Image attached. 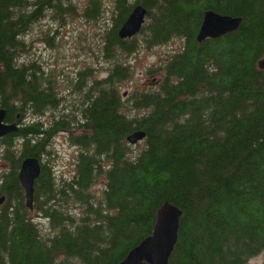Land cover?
Masks as SVG:
<instances>
[{"label": "trees", "instance_id": "obj_1", "mask_svg": "<svg viewBox=\"0 0 264 264\" xmlns=\"http://www.w3.org/2000/svg\"><path fill=\"white\" fill-rule=\"evenodd\" d=\"M65 1L0 0V107L8 123L41 116L60 100L53 74L24 55V35L43 11L62 19L72 7ZM112 1L117 16L103 47L111 66L92 83L84 125L26 121L0 139L9 164L0 177L8 198L0 210V264H117L151 234L166 201L182 211L167 264H249L264 253V69L256 66L264 57V0ZM88 3L92 19L100 0ZM136 3L147 9L146 21L137 35L120 39L117 29ZM208 9L240 17L238 28L197 42ZM139 37L146 47L170 39L183 45L148 69L153 87L124 96L118 84L132 73L128 57ZM137 129L145 138L128 144ZM63 130L78 147L75 172L58 177L42 161L30 210L20 162L41 159ZM100 176L105 185L95 197Z\"/></svg>", "mask_w": 264, "mask_h": 264}, {"label": "rangeland", "instance_id": "obj_2", "mask_svg": "<svg viewBox=\"0 0 264 264\" xmlns=\"http://www.w3.org/2000/svg\"><path fill=\"white\" fill-rule=\"evenodd\" d=\"M63 3L64 6L71 4L72 7L62 19H59L51 9L43 11V14L39 13L38 20L24 35L28 45L24 55L41 63V67L47 73L53 74L56 91L60 93L59 97L62 99L60 101L72 105L78 102V94H73L71 91L82 85L83 91L88 90L93 97L92 83L95 80H102L107 75L111 64L103 56V47L105 35L114 26L117 15L112 0H100V10L92 19L85 17L89 7L88 0H66ZM46 33H49V36H46ZM182 45L183 40L170 39L164 44L146 47L139 37L135 52L128 57V61L133 66L132 73L119 82V90L132 93L135 90L153 87L155 83L151 80L152 76H148V69L179 51ZM87 69L90 70L89 73L82 76L80 72ZM89 100L90 98L87 99L88 103ZM33 120L48 124L51 114L46 113L40 117L26 119V121ZM70 144L67 133L59 132L51 139L46 152L41 157L43 162L51 165L53 173L58 177L70 178L75 172L77 149ZM2 148L0 144V177L9 167L8 162L2 159ZM104 181V176L98 177L91 188L95 197L101 195ZM1 195H5V199L0 204V210L8 201L6 194L0 193ZM30 217L44 232L51 231L49 221L40 214L33 212ZM248 263L264 264V253L251 257Z\"/></svg>", "mask_w": 264, "mask_h": 264}, {"label": "water", "instance_id": "obj_3", "mask_svg": "<svg viewBox=\"0 0 264 264\" xmlns=\"http://www.w3.org/2000/svg\"><path fill=\"white\" fill-rule=\"evenodd\" d=\"M146 16L147 9L142 4H134L127 17L117 29V36L120 39H126L138 34L145 22ZM240 21V17L220 14L208 9L203 14L196 34V41L201 42L206 38H218L235 31ZM256 66L259 69H264V57L256 61ZM123 95H126V92ZM5 115L6 110L0 108V138L16 132L19 129L16 122H4ZM145 136V131L140 129L133 130L127 134L126 141L130 145H136ZM40 163L41 160L38 157H26L21 160L18 168V181L24 191L25 205L29 209L33 208V185L41 172ZM4 198V196L0 197V204ZM181 214L182 211L177 206L167 201L164 202L156 212L151 234L132 247L117 264H167L177 240Z\"/></svg>", "mask_w": 264, "mask_h": 264}, {"label": "flooded vegetation", "instance_id": "obj_4", "mask_svg": "<svg viewBox=\"0 0 264 264\" xmlns=\"http://www.w3.org/2000/svg\"><path fill=\"white\" fill-rule=\"evenodd\" d=\"M71 93L78 94V102L77 103H74L71 105V104H67L66 102L60 101V100H62V99H60L56 102V106L54 109H52L51 111L50 110L44 111L42 113L41 116H43L46 113L51 114V120L48 124H50L51 122L52 123H59L61 120H66L68 118L76 119L79 126H81L80 123L81 124L85 123L86 115H85L84 108H85V106H88L89 103L87 102V99L90 98V100H91V94H90V92L88 93V90L83 91L82 85H79L76 88V90L71 91ZM26 108H27V106H26ZM16 118H17V115H16ZM23 120H24V118L19 119V124L21 126L23 125L22 124ZM40 122L43 123L42 121H40ZM44 126H45V124L42 125V127H44ZM77 133L85 134V132H82V131H79ZM69 134L72 136V132H69Z\"/></svg>", "mask_w": 264, "mask_h": 264}, {"label": "bare ground", "instance_id": "obj_5", "mask_svg": "<svg viewBox=\"0 0 264 264\" xmlns=\"http://www.w3.org/2000/svg\"><path fill=\"white\" fill-rule=\"evenodd\" d=\"M1 108V107H0Z\"/></svg>", "mask_w": 264, "mask_h": 264}]
</instances>
